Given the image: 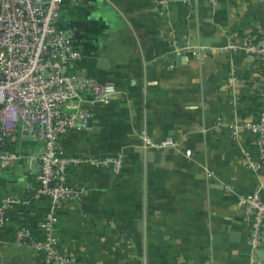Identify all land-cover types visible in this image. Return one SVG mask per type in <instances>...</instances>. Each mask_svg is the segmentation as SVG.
<instances>
[{"label":"crops","instance_id":"0c3cea01","mask_svg":"<svg viewBox=\"0 0 264 264\" xmlns=\"http://www.w3.org/2000/svg\"><path fill=\"white\" fill-rule=\"evenodd\" d=\"M168 2L167 17L152 0L60 6L58 28L83 50L73 70L118 89L93 105L88 128L66 135L64 154L122 152L124 164L119 174L90 161L70 167V185L88 193L63 201L58 247L80 264H264L250 260V225L238 206L258 180L244 156L255 151L253 135L242 128L235 140L231 127L264 101V62L244 49L251 37L264 42V0ZM191 39L210 44L190 46ZM230 43L239 48H223ZM143 134L176 145L144 148ZM9 148L20 158L0 164V198L18 202L6 212L0 264H39L11 241L21 226L42 235L48 201L35 197L41 144L20 130Z\"/></svg>","mask_w":264,"mask_h":264},{"label":"built area","instance_id":"2783aa9c","mask_svg":"<svg viewBox=\"0 0 264 264\" xmlns=\"http://www.w3.org/2000/svg\"><path fill=\"white\" fill-rule=\"evenodd\" d=\"M161 16L170 13L168 0H152ZM217 4L218 0H210ZM63 0H0V164L10 166L20 158L9 148L18 131L41 144L35 197H45L48 209L41 223L42 235H35L28 226H21L11 243L27 248L39 264H80L78 259L58 247L55 230L63 201L82 200L88 193L85 186L69 183V169L82 161L109 167L114 174L123 169L124 154L117 152L102 158L68 156L62 140L73 129L89 127L93 105L111 100L118 93L112 83H98L73 70L83 57L74 35L58 28L59 9ZM239 48L230 43L227 47ZM244 49L258 62H264V42L252 37ZM203 56L202 50L192 52ZM232 83V78L230 80ZM232 137L240 141V130L253 136L255 151L244 152L248 168L258 178L254 188L238 198V206L248 223V245L251 262H264V101L256 115L231 124ZM144 148L175 146L172 138L160 143L149 135L141 136ZM18 200L0 198V242L6 223L7 209Z\"/></svg>","mask_w":264,"mask_h":264},{"label":"water","instance_id":"95a60500","mask_svg":"<svg viewBox=\"0 0 264 264\" xmlns=\"http://www.w3.org/2000/svg\"><path fill=\"white\" fill-rule=\"evenodd\" d=\"M210 41L208 39H191L190 46H197L199 44L201 45H209Z\"/></svg>","mask_w":264,"mask_h":264},{"label":"rangeland","instance_id":"374dc122","mask_svg":"<svg viewBox=\"0 0 264 264\" xmlns=\"http://www.w3.org/2000/svg\"><path fill=\"white\" fill-rule=\"evenodd\" d=\"M251 38H252V37H251ZM251 38H250V39H251ZM254 38H255L256 40H258L256 37H254ZM250 39H249V40H250Z\"/></svg>","mask_w":264,"mask_h":264}]
</instances>
